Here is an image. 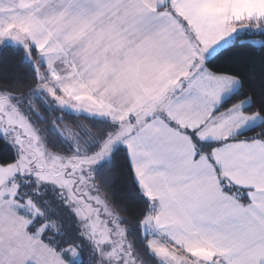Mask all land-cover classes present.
Wrapping results in <instances>:
<instances>
[{
	"label": "snow or ice",
	"instance_id": "1",
	"mask_svg": "<svg viewBox=\"0 0 264 264\" xmlns=\"http://www.w3.org/2000/svg\"><path fill=\"white\" fill-rule=\"evenodd\" d=\"M0 264H264V0H0Z\"/></svg>",
	"mask_w": 264,
	"mask_h": 264
},
{
	"label": "trees",
	"instance_id": "2",
	"mask_svg": "<svg viewBox=\"0 0 264 264\" xmlns=\"http://www.w3.org/2000/svg\"><path fill=\"white\" fill-rule=\"evenodd\" d=\"M0 158H3V159H8L10 158V154L7 153V151H0Z\"/></svg>",
	"mask_w": 264,
	"mask_h": 264
}]
</instances>
